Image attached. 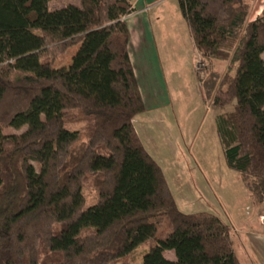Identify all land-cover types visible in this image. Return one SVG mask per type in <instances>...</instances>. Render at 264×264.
<instances>
[{"label": "trees", "instance_id": "16d2710c", "mask_svg": "<svg viewBox=\"0 0 264 264\" xmlns=\"http://www.w3.org/2000/svg\"><path fill=\"white\" fill-rule=\"evenodd\" d=\"M176 1L201 57L230 60L203 92L220 110L225 164L264 202V11L247 21L249 0ZM48 2L0 0V264H131L150 238L140 264H241L228 224L178 209L134 129L145 108L128 54L130 1Z\"/></svg>", "mask_w": 264, "mask_h": 264}, {"label": "rangeland", "instance_id": "374dc122", "mask_svg": "<svg viewBox=\"0 0 264 264\" xmlns=\"http://www.w3.org/2000/svg\"><path fill=\"white\" fill-rule=\"evenodd\" d=\"M69 3L78 5V0H50L48 7L58 8ZM248 3L247 21L255 19L264 11V0H249ZM165 11L155 12L153 21L156 22V33L157 26L162 24L161 31L164 32V43L168 50L164 56L170 57V60H161L159 71L161 69V74L165 76L171 106L157 112L138 114L133 120L135 130L162 168L178 209L184 213L207 212L217 215L230 226L233 249L240 263L264 264V202L251 198L239 173L225 165L221 147L217 139L212 137L210 129L211 110L215 114L220 110L212 107L211 98H202L197 83L203 91V82L210 83L213 73L217 79H221L228 73L226 66L230 60H207L200 55L197 60L200 63L194 69L187 50L189 44L186 43V36H182L179 41L177 37L170 36L171 20ZM164 43L162 37H155L153 44L161 49ZM76 49V46H72L60 55V71L65 70ZM159 57L162 59L160 53ZM235 65L232 63L233 67ZM233 73L230 72L231 75ZM230 109L231 105L225 107V110ZM189 121H193V132L188 131ZM24 129L25 126L19 129L7 127L4 134L19 135ZM167 141H170V148L167 147ZM148 142L153 145H147ZM32 164L37 168L34 162ZM86 186L83 192L86 203H90L96 199L97 191L89 181ZM155 243L156 240L150 238L138 245L127 256L126 262L140 264L142 253ZM164 256L175 259L172 251H165ZM117 264H122V261Z\"/></svg>", "mask_w": 264, "mask_h": 264}, {"label": "crops", "instance_id": "0c3cea01", "mask_svg": "<svg viewBox=\"0 0 264 264\" xmlns=\"http://www.w3.org/2000/svg\"><path fill=\"white\" fill-rule=\"evenodd\" d=\"M129 1L132 4L133 12L125 17V21L129 30L128 54L134 70V74L138 82L140 95L145 108L142 113L146 111L157 112L161 109L169 108L171 106V99L165 83V76L161 74L160 72L161 69L159 71V68L162 67L161 60H165V59L170 60V57L164 56L168 50L165 47V43H164L165 41L164 32L161 31L162 24L159 23V20H157V22L160 25L157 26V33H156V31L154 30L156 22L153 21L154 18L153 14L157 11H161V13H163L167 9V11L165 12L167 13V16H170V20H171L170 28L172 31L170 32V36L177 37L178 41L182 36L184 37L186 36V43L188 42L189 44V49L187 45V50H189L190 52L189 57H191L193 60L194 69H196V64L198 62L197 60L200 56V53L198 52V50L194 45L189 27L179 11L176 0H129ZM162 21L163 19L161 18V22ZM155 37L157 39L162 37L164 48L160 49L159 47H156L153 44L155 41ZM159 53L161 54L162 59H160ZM197 83L202 98L206 100L203 91L201 90V87L199 85V82ZM211 112L213 113L210 122L211 134L213 138L217 139L216 130H215L216 114L214 113L213 109L211 110ZM188 123H189L188 131L190 132L194 128V126H192L193 121L191 123L189 121ZM141 142L143 144L142 140ZM195 142H197V139ZM148 144L153 145L152 142H148L147 145ZM143 146L145 147L144 144ZM167 147L170 148V141H167Z\"/></svg>", "mask_w": 264, "mask_h": 264}, {"label": "built area", "instance_id": "2783aa9c", "mask_svg": "<svg viewBox=\"0 0 264 264\" xmlns=\"http://www.w3.org/2000/svg\"><path fill=\"white\" fill-rule=\"evenodd\" d=\"M198 63H200V61L197 62L196 66L198 65Z\"/></svg>", "mask_w": 264, "mask_h": 264}]
</instances>
